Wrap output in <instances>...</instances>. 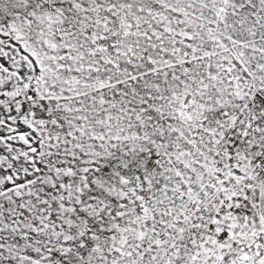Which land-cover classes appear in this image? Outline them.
<instances>
[{"label": "snow or ice", "instance_id": "1", "mask_svg": "<svg viewBox=\"0 0 264 264\" xmlns=\"http://www.w3.org/2000/svg\"><path fill=\"white\" fill-rule=\"evenodd\" d=\"M0 264H264V0H0Z\"/></svg>", "mask_w": 264, "mask_h": 264}]
</instances>
